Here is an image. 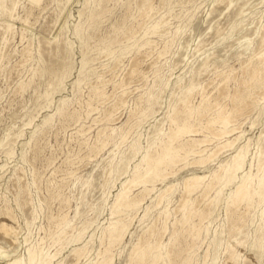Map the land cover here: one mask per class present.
Instances as JSON below:
<instances>
[{
	"label": "rangeland",
	"instance_id": "374dc122",
	"mask_svg": "<svg viewBox=\"0 0 264 264\" xmlns=\"http://www.w3.org/2000/svg\"><path fill=\"white\" fill-rule=\"evenodd\" d=\"M217 1H5L0 264H264V2Z\"/></svg>",
	"mask_w": 264,
	"mask_h": 264
},
{
	"label": "bare ground",
	"instance_id": "6f19581e",
	"mask_svg": "<svg viewBox=\"0 0 264 264\" xmlns=\"http://www.w3.org/2000/svg\"><path fill=\"white\" fill-rule=\"evenodd\" d=\"M5 1L6 0H0V11L1 12H7L8 13V15L10 16V17H12L11 16V14H12V8L11 9H6V7H5ZM218 1H220V0H218ZM217 1V2H218ZM264 2V0H228V3L223 7V9L220 11V13H219V15H221V14H223V13H226V14H229V15H231L232 16V18H234V17H236V16H238V15H240V16H242L243 14L245 15V12L246 11H251V10H254L259 4H261V3H263ZM219 3V2H218ZM225 4V3H224ZM7 5V4H6ZM13 7V6H12ZM13 10H14V8H13ZM262 10H263V7H262ZM263 13V12H262ZM225 15V14H224ZM223 15V16H224ZM227 17V16H226ZM217 20V19H216ZM214 23V22H213ZM210 25V24H209ZM212 26V24L209 26V27H211ZM7 27H10V25L8 24L7 25ZM257 27V26H256ZM264 28V27H263ZM256 29V28H255ZM253 31H251V33H249L248 35L247 34H245V35H247V36H244V39L242 40V41H239V43H237V48L238 49H240V48H242V50L245 52V51H248V47H249V45H250V42L249 41H252L251 39H250V36L251 35H254L257 31L256 30H254V28L252 29ZM264 32V31H263ZM261 34V33H260ZM259 35V34H258ZM262 37V36H261ZM260 37V38H261ZM257 41V40H256ZM263 41V40H262ZM262 41H261V44L262 45H264V43H262ZM255 42V41H254ZM258 42H259V40H258ZM257 42V43H258ZM260 43V42H259ZM259 43H258V45H259ZM260 44V45H261ZM257 45V46H258ZM259 45V46H260ZM236 49V48H235ZM234 49V50H235ZM254 50V49H253ZM261 50V49H260ZM262 50H263V48H262ZM254 52H255V50H254ZM256 52H258V50L256 51ZM259 53V52H258ZM256 54V53H255ZM225 119V118H224ZM226 120V119H225ZM225 124V123H224ZM224 127V126H223ZM182 129V128H181ZM181 131H183V130H181ZM181 131H180V133H181ZM223 131V130H222ZM224 132V131H223ZM177 133H179V132H177ZM185 133V132H184ZM175 137V136H174ZM169 144V143H168ZM229 144V143H228ZM165 148H166V146H165ZM169 148V147H168ZM171 150V149H170ZM240 152H242V151H240ZM240 152L239 153H235L236 155H234L232 158H231V164L233 165V170L234 171H236L237 169H239L240 167H241V162L243 161V159H242V161H241V154H240ZM244 156V155H243ZM156 163V162H155ZM162 162H159V165L161 164ZM149 164V163H148ZM158 164V163H157ZM150 166V165H149ZM157 166V165H156ZM153 167H154V165H153ZM155 168V167H154ZM222 168H223V166H222ZM222 168H220V169H222ZM264 168V167H263ZM153 169V168H152ZM156 169V168H155ZM262 169V168H261ZM148 170H150V169H148ZM228 171V170H227ZM233 171V172H234ZM149 172V171H148ZM155 172V171H154ZM230 172V171H229ZM262 172H264V169L262 170ZM261 172V173H262ZM228 173V172H227ZM144 174V173H143ZM148 175H149V173H147ZM232 174V173H231ZM139 176V175H138ZM156 176V175H155ZM199 176H201V175H199ZM202 176H204V175H202ZM196 177L195 179H197L198 181H199V179H201V178H203V177ZM263 177L261 178V180H260V182L262 183V185H263V188H262V191H261V193H260V195L261 196H264V173H263V175H262ZM145 177V176H144ZM146 177H147V175H146ZM148 177H150V176H148ZM194 177V176H193ZM245 177V176H244ZM156 178V177H155ZM190 178V177H189ZM229 178V177H228ZM227 178V179H228ZM235 178V177H234ZM244 179V178H243ZM260 179V178H259ZM191 180H193V179H191ZM190 180V181H191ZM203 180V179H202ZM232 180V179H231ZM257 180H258V178H257ZM133 181H135V180H133ZM154 181V180H153ZM247 181V180H246ZM250 181V180H249ZM131 182H132V180H131ZM141 182V181H140ZM144 182V181H143ZM142 182V183H143ZM185 182H187V181H185ZM200 182V181H199ZM243 182V181H242ZM258 182V181H257ZM130 183V182H129ZM128 183V184H129ZM144 183H146V182H144ZM148 183V182H147ZM193 183V182H192ZM198 183V182H197ZM245 183V182H244ZM132 184V183H131ZM134 184V183H133ZM136 184V183H135ZM186 184V183H185ZM240 184V183H239ZM246 184V183H245ZM193 185V184H192ZM196 185V184H195ZM198 185V184H197ZM256 185H257V183H256ZM127 186V185H126ZM246 186V185H245ZM188 187H190V186H188ZM193 188H194V186H192ZM241 187V186H240ZM240 187H238L237 188V192L238 191H240ZM255 187H257V186H255ZM254 187V188H255ZM125 188V187H124ZM127 188V187H126ZM243 188V187H242ZM260 188V187H259ZM188 189V188H187ZM244 189V188H243ZM248 189V188H247ZM246 189V190H247ZM124 191L125 190H123V192H121L119 195H118V199L120 198V197H122L123 196V193H124ZM188 191H189V189H188ZM187 192V191H186ZM191 192V191H190ZM257 192V191H256ZM126 194H127V192H126ZM234 194V193H233ZM241 194V193H240ZM234 196V195H233ZM248 196V195H247ZM242 197V196H241ZM126 198V197H125ZM237 198V197H236ZM247 198H249V197H247ZM234 199V198H233ZM238 199V198H237ZM261 199V198H260ZM126 200V199H125ZM239 200H240V198H239ZM244 200V199H243ZM119 201H121L120 199H119ZM128 202H132V201H128ZM247 202V201H246ZM249 202V201H248ZM123 203V202H122ZM121 204V203H120ZM117 226V225H116ZM116 226H115V224L114 225H112V227H111V236L114 238V239H118V240H121V238H122V236H123V231L121 232V230L120 229H118V228H116ZM0 229H1V231L5 234V235H7L9 232H8V229H7V226H5V225H2L1 227H0ZM121 229H123V228H121ZM261 236V235H260ZM260 238V237H259ZM258 239V238H257ZM259 240V239H258ZM259 243V242H258ZM26 253H27V258H26V260H27V262H26V264H48L50 261H51V259L50 258H47V257H45L44 256V254H43V252H41L40 250L39 251H36V249H34L33 247H28L27 248V250H26ZM144 254V253H143ZM146 256V255H145ZM156 256V255H155ZM154 256V257H155ZM153 257V258H154ZM158 257V256H157ZM138 258H141V257H138ZM142 259V258H141ZM140 259V260H141ZM142 261V260H141ZM152 261V260H151ZM139 262V261H138ZM11 264H21V262H20V259H13L12 260V262H11ZM99 264H111V259H109V258H103L100 262H99Z\"/></svg>",
	"mask_w": 264,
	"mask_h": 264
}]
</instances>
